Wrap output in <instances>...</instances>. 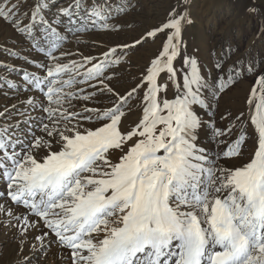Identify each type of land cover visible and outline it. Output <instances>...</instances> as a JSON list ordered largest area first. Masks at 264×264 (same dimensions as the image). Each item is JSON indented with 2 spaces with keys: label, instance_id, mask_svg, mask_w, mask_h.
Returning <instances> with one entry per match:
<instances>
[{
  "label": "snow or ice",
  "instance_id": "6c2138e0",
  "mask_svg": "<svg viewBox=\"0 0 264 264\" xmlns=\"http://www.w3.org/2000/svg\"><path fill=\"white\" fill-rule=\"evenodd\" d=\"M142 7L0 0V229L15 264H264V48L241 51L233 32L203 60L195 0L136 31ZM245 80L243 107L226 104Z\"/></svg>",
  "mask_w": 264,
  "mask_h": 264
},
{
  "label": "rangeland",
  "instance_id": "374dc122",
  "mask_svg": "<svg viewBox=\"0 0 264 264\" xmlns=\"http://www.w3.org/2000/svg\"><path fill=\"white\" fill-rule=\"evenodd\" d=\"M170 2L171 0H140V4L143 6L142 10L133 13V15L129 17V19L136 21V31L163 19ZM195 3L197 7L192 9V16L195 19V24L189 29L188 36L190 37V45H195L199 48L201 59L208 60L212 49L214 47H219L218 42L228 40L233 32L245 37V41L241 45V51L248 46L264 48V36L256 39L255 35L256 30L264 25V19H262L260 15L248 14L246 8L240 5L238 8L229 9L227 8L229 0H195ZM245 4H247V2H245ZM258 5L262 7L260 3L256 5L260 8ZM6 31L7 30H5V32ZM135 34V32H130L127 34V37L130 38ZM97 38L105 41L115 39L114 37L107 36H100ZM0 39H2V36H0ZM253 40H255V45H253ZM158 46L159 42H157L156 45H148L144 49H141L132 57L135 65L137 67L142 66L147 59L154 54ZM250 83V80H245L240 83L233 97L225 98V103L236 107H243V98L248 92ZM15 247L16 243L14 239L10 237H8L6 241H0V263L4 255L11 254V248ZM49 255L50 256L41 261V264H55L52 261L53 254L50 253Z\"/></svg>",
  "mask_w": 264,
  "mask_h": 264
},
{
  "label": "bare ground",
  "instance_id": "6f19581e",
  "mask_svg": "<svg viewBox=\"0 0 264 264\" xmlns=\"http://www.w3.org/2000/svg\"><path fill=\"white\" fill-rule=\"evenodd\" d=\"M8 237L13 239L11 233H7L6 234L3 229H0V241H6V239ZM11 250H12V253L11 254H7V255L5 254L3 259L1 260L0 264H15V261L19 259V257L17 256V253H16V247L15 248H11ZM52 261H53V263L57 264V261H56V258H55L54 254H53V257H52Z\"/></svg>",
  "mask_w": 264,
  "mask_h": 264
},
{
  "label": "crops",
  "instance_id": "0c3cea01",
  "mask_svg": "<svg viewBox=\"0 0 264 264\" xmlns=\"http://www.w3.org/2000/svg\"><path fill=\"white\" fill-rule=\"evenodd\" d=\"M245 2H247V4H245ZM260 3L262 5V7L260 5H258L260 8L264 7V0H246V1H236V0H229V5L227 8H238L239 5L246 8L252 5H257L258 3Z\"/></svg>",
  "mask_w": 264,
  "mask_h": 264
}]
</instances>
